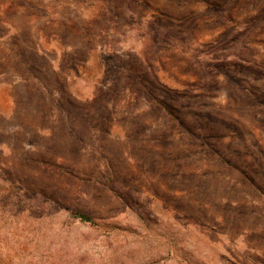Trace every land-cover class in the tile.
I'll list each match as a JSON object with an SVG mask.
<instances>
[{"label":"rangeland","instance_id":"374dc122","mask_svg":"<svg viewBox=\"0 0 264 264\" xmlns=\"http://www.w3.org/2000/svg\"><path fill=\"white\" fill-rule=\"evenodd\" d=\"M0 264H264V0H0Z\"/></svg>","mask_w":264,"mask_h":264},{"label":"trees","instance_id":"16d2710c","mask_svg":"<svg viewBox=\"0 0 264 264\" xmlns=\"http://www.w3.org/2000/svg\"><path fill=\"white\" fill-rule=\"evenodd\" d=\"M81 217V219L83 220V221H85V222H89L90 220H89V218L87 217V216H80Z\"/></svg>","mask_w":264,"mask_h":264}]
</instances>
